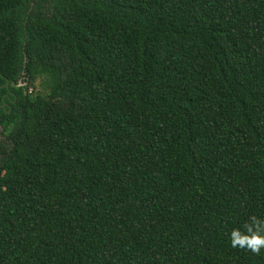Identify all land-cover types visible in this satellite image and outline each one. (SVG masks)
Returning a JSON list of instances; mask_svg holds the SVG:
<instances>
[{"label": "trees", "instance_id": "16d2710c", "mask_svg": "<svg viewBox=\"0 0 264 264\" xmlns=\"http://www.w3.org/2000/svg\"><path fill=\"white\" fill-rule=\"evenodd\" d=\"M18 80L0 264H264V0H0Z\"/></svg>", "mask_w": 264, "mask_h": 264}, {"label": "clouds", "instance_id": "9594fccd", "mask_svg": "<svg viewBox=\"0 0 264 264\" xmlns=\"http://www.w3.org/2000/svg\"><path fill=\"white\" fill-rule=\"evenodd\" d=\"M241 228H233L230 232V246L244 250L253 255H260L264 250V219L250 216Z\"/></svg>", "mask_w": 264, "mask_h": 264}, {"label": "flooded vegetation", "instance_id": "af4514ba", "mask_svg": "<svg viewBox=\"0 0 264 264\" xmlns=\"http://www.w3.org/2000/svg\"><path fill=\"white\" fill-rule=\"evenodd\" d=\"M19 81L20 80L15 83H8L7 81H5L0 85V90H4V93H1L0 95V110L5 111L6 109L5 113H9L10 104H13L15 102L16 94L22 92V86L18 84Z\"/></svg>", "mask_w": 264, "mask_h": 264}, {"label": "rangeland", "instance_id": "374dc122", "mask_svg": "<svg viewBox=\"0 0 264 264\" xmlns=\"http://www.w3.org/2000/svg\"><path fill=\"white\" fill-rule=\"evenodd\" d=\"M19 85L23 86L24 84L22 83V80H20L18 82ZM37 90V89H35ZM5 137H6V133L2 132V130L0 129V147H2L3 145H6V141H5Z\"/></svg>", "mask_w": 264, "mask_h": 264}, {"label": "built area", "instance_id": "2783aa9c", "mask_svg": "<svg viewBox=\"0 0 264 264\" xmlns=\"http://www.w3.org/2000/svg\"><path fill=\"white\" fill-rule=\"evenodd\" d=\"M31 92V89L29 88L28 90H27V93H30Z\"/></svg>", "mask_w": 264, "mask_h": 264}]
</instances>
